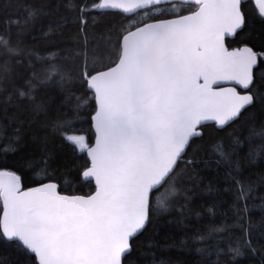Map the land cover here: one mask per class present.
Listing matches in <instances>:
<instances>
[{"label": "snow or ice", "instance_id": "obj_1", "mask_svg": "<svg viewBox=\"0 0 264 264\" xmlns=\"http://www.w3.org/2000/svg\"><path fill=\"white\" fill-rule=\"evenodd\" d=\"M171 249L264 264V0H0V264Z\"/></svg>", "mask_w": 264, "mask_h": 264}, {"label": "trees", "instance_id": "obj_2", "mask_svg": "<svg viewBox=\"0 0 264 264\" xmlns=\"http://www.w3.org/2000/svg\"><path fill=\"white\" fill-rule=\"evenodd\" d=\"M45 30H46V28H45ZM36 34L39 35L40 34L39 31H37ZM198 203H199V201H198ZM257 203H258V201H257ZM201 211H203V210H201ZM252 215H253V218L258 221L260 216H261V212L258 209H254ZM168 219H172V217H168ZM180 238H181V234L177 230L166 231L160 237L161 240H169V241H171L173 239L179 240ZM164 255H165V258L171 259L172 261L175 262V264H192V261L194 259L193 254L181 253L180 251H178L176 249H171L167 253H165Z\"/></svg>", "mask_w": 264, "mask_h": 264}]
</instances>
